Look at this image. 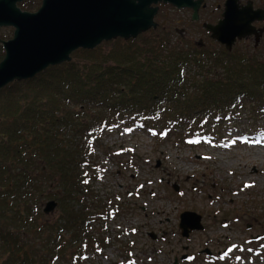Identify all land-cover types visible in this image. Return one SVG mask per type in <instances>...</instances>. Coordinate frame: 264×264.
I'll use <instances>...</instances> for the list:
<instances>
[{
	"label": "trees",
	"instance_id": "obj_1",
	"mask_svg": "<svg viewBox=\"0 0 264 264\" xmlns=\"http://www.w3.org/2000/svg\"><path fill=\"white\" fill-rule=\"evenodd\" d=\"M135 38H113L108 49L77 48L69 61L0 89V264L78 262L85 245L93 243L85 222L96 219L103 206L90 199L85 165L93 129L102 123L264 128V49L255 56L234 49L207 52L214 60L209 63L193 52V60L181 52L166 59L159 35ZM181 62L194 63L198 78L181 73ZM48 184L57 187L59 212L47 225L49 233L44 236L41 228L43 244L37 248L21 230L35 199L24 192L31 187L48 195L42 189Z\"/></svg>",
	"mask_w": 264,
	"mask_h": 264
},
{
	"label": "rangeland",
	"instance_id": "obj_2",
	"mask_svg": "<svg viewBox=\"0 0 264 264\" xmlns=\"http://www.w3.org/2000/svg\"><path fill=\"white\" fill-rule=\"evenodd\" d=\"M24 1L32 2L30 10L41 3ZM158 6L160 15L153 17L155 27L139 32L135 39L147 41L152 35H159L163 37L162 53L166 59L181 52L180 56L193 60L195 56L189 55L193 42L206 38L199 25L207 19L206 13L193 20L188 8L175 11L161 2ZM173 26L183 28V32L178 34ZM12 33L13 26L0 27V38L12 37ZM100 44L108 49L113 43L108 39ZM263 47L261 40L257 50ZM222 48L212 42L202 48L204 52L198 57L213 63L206 51L217 53ZM232 49L258 54L251 41L242 39ZM180 64L181 73H194V79L198 78L194 63L191 67L186 62ZM244 118L242 122H250ZM229 127L223 140L209 134L198 141L193 137L192 142L180 138L183 130L167 136L165 130L146 129L138 123L118 129L102 123L94 128L91 160L85 165L93 174L90 199L109 210L113 206L115 214L90 222L88 230L96 240L99 238L100 244L89 248L81 264H174V258L183 252L194 254L195 258L177 264H259L257 243H248L246 236L260 232V222H264V137L260 139L254 130L250 131L253 139L244 140L241 126ZM157 159L159 166L155 165ZM35 177L40 182V173ZM246 184L251 186L245 187ZM42 189L48 195H39L31 187L24 192L27 196L32 193L35 199L29 201L23 215L27 220L21 230L37 248L43 244L41 228L44 236L47 229L49 233L51 226L47 225L55 221L59 212L54 195L57 187L48 184ZM49 201L55 202L51 209L47 207ZM183 210L200 213L204 225L187 238L180 235L178 227ZM247 224L251 225L249 229ZM149 232L156 237L152 238ZM103 240L106 243H101ZM203 248L210 249L211 254L201 252Z\"/></svg>",
	"mask_w": 264,
	"mask_h": 264
},
{
	"label": "water",
	"instance_id": "obj_3",
	"mask_svg": "<svg viewBox=\"0 0 264 264\" xmlns=\"http://www.w3.org/2000/svg\"><path fill=\"white\" fill-rule=\"evenodd\" d=\"M18 1L0 0V26L14 27L12 37L2 41L0 88L12 80L32 77L51 64L70 60L71 52L79 47L93 48L118 36L135 37L155 26L152 18L157 6L152 4L158 1L178 7L193 4L192 0H41L38 9L27 11L17 6ZM234 20H221L220 34L217 27H208L228 48L236 36L252 31L250 27L242 30L241 18ZM54 206L53 201L47 203L50 209ZM200 218L196 212H182L181 234L187 236L190 230L201 228Z\"/></svg>",
	"mask_w": 264,
	"mask_h": 264
},
{
	"label": "flooded vegetation",
	"instance_id": "obj_4",
	"mask_svg": "<svg viewBox=\"0 0 264 264\" xmlns=\"http://www.w3.org/2000/svg\"><path fill=\"white\" fill-rule=\"evenodd\" d=\"M165 3L167 5H171L175 11H181L183 8L190 9L191 19L193 20H199L200 15L202 13H206L207 19H203L199 24L201 25V29H203L206 38L203 40L200 38L199 40L193 42L194 45L191 46L193 51H200L205 45L212 44V42L218 44L220 47H225V45L218 41L212 35V32L207 28V25L216 26L219 21L224 18L225 13H227V18L234 17L235 20L236 18H241V23L244 28L248 29V27H252L253 29L251 33H248L242 38L236 39L234 43L240 42L241 39L244 42L251 41L256 48L258 47V44L261 42V40H264V0H192L194 5L190 4L183 7H177L176 5L169 2ZM165 3H163V5H165ZM195 12L196 17L194 19L193 14ZM158 15L160 14L157 9L155 16ZM175 22L178 21L175 20ZM172 29H175L174 31H177L178 34L183 32V28L179 30L177 26H173ZM218 32H221L220 28H218ZM1 40L3 39L0 38V45H2ZM246 226L248 228L251 227L250 224H247ZM260 227L262 230L258 232L257 239L260 241V243H262V247H264V222H260ZM248 235L250 237L253 236V234ZM262 254L264 255V250L262 251ZM261 260V264H264V256Z\"/></svg>",
	"mask_w": 264,
	"mask_h": 264
},
{
	"label": "snow or ice",
	"instance_id": "obj_5",
	"mask_svg": "<svg viewBox=\"0 0 264 264\" xmlns=\"http://www.w3.org/2000/svg\"><path fill=\"white\" fill-rule=\"evenodd\" d=\"M85 183H87V181H85ZM251 185L246 184L245 187H250ZM233 247H235V245H233ZM239 259V258H238Z\"/></svg>",
	"mask_w": 264,
	"mask_h": 264
},
{
	"label": "bare ground",
	"instance_id": "obj_6",
	"mask_svg": "<svg viewBox=\"0 0 264 264\" xmlns=\"http://www.w3.org/2000/svg\"><path fill=\"white\" fill-rule=\"evenodd\" d=\"M244 29V26H243V28H242V30Z\"/></svg>",
	"mask_w": 264,
	"mask_h": 264
}]
</instances>
